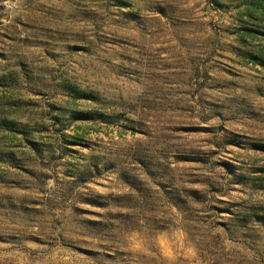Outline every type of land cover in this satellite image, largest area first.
Returning a JSON list of instances; mask_svg holds the SVG:
<instances>
[{"label":"rangeland","instance_id":"obj_1","mask_svg":"<svg viewBox=\"0 0 264 264\" xmlns=\"http://www.w3.org/2000/svg\"><path fill=\"white\" fill-rule=\"evenodd\" d=\"M256 3L0 0V264H264Z\"/></svg>","mask_w":264,"mask_h":264},{"label":"trees","instance_id":"obj_2","mask_svg":"<svg viewBox=\"0 0 264 264\" xmlns=\"http://www.w3.org/2000/svg\"><path fill=\"white\" fill-rule=\"evenodd\" d=\"M256 4H257V6L259 8H261L264 11V0H257V3ZM252 18H254V17H252ZM261 34L264 36V32H262ZM242 40H245V38L243 37ZM248 62L249 63L259 64V65L264 66V58L263 57H260L258 55L251 54L250 56H248Z\"/></svg>","mask_w":264,"mask_h":264}]
</instances>
